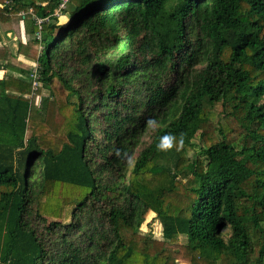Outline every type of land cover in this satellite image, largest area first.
I'll list each match as a JSON object with an SVG mask.
<instances>
[{"label": "trees", "instance_id": "1", "mask_svg": "<svg viewBox=\"0 0 264 264\" xmlns=\"http://www.w3.org/2000/svg\"><path fill=\"white\" fill-rule=\"evenodd\" d=\"M57 5L0 0L30 36L0 46L17 74L0 79V264H264V0H68L65 24ZM149 211L162 241L137 233Z\"/></svg>", "mask_w": 264, "mask_h": 264}, {"label": "rangeland", "instance_id": "2", "mask_svg": "<svg viewBox=\"0 0 264 264\" xmlns=\"http://www.w3.org/2000/svg\"><path fill=\"white\" fill-rule=\"evenodd\" d=\"M68 13H69V8L66 9L64 12H62L61 15H59L58 17V21L61 24H65L68 21ZM18 25V20L17 19H12L11 22L8 23V28L11 30V35H14V38H17V42H15V45H18L17 43L22 41L24 39V36L22 37L21 33H19V25ZM12 37V36H11ZM29 34L25 33V38L28 41L29 39ZM35 47L40 48L39 45H34ZM48 94V91L41 87L39 88V90L29 93V98L32 99V115H34L37 119H41L42 122L44 123V127H48L49 129H52V127L55 126L54 121L56 120L57 115L59 116V112L57 109V107L52 103L51 105H49V107H47L46 113L44 112L42 113H37L36 109L37 107H40V101L43 97H46ZM36 111V112H34ZM40 112V111H39ZM56 127V126H55ZM156 126L155 125H151L149 126V128L147 129V131L145 132V134L142 136L141 138V145L140 147L136 150L135 154H134V158L137 156L138 152L141 150V148H143L144 146H146L150 140L152 139V136L155 132ZM199 148H200V140L198 135H196L194 137V139L192 140V145L189 146L187 148V156L189 158V160H193L195 159V157L197 156L198 152H199ZM168 181V179H166L165 175H154L152 177V183L154 185V187L160 186L162 184H166ZM182 183L186 182V178H181ZM172 204H175L174 202ZM172 207H174L172 205ZM138 234L140 235H145V236H150L152 239L154 240H160L162 241V235H161V224L159 222V220L157 219V217L155 216V212L153 211H149L146 216L145 219L143 221V223L141 224V226L139 227V230L137 231ZM180 241L184 242L185 238L184 236H180ZM216 264H230V262H222L220 260H218L216 262Z\"/></svg>", "mask_w": 264, "mask_h": 264}, {"label": "crops", "instance_id": "3", "mask_svg": "<svg viewBox=\"0 0 264 264\" xmlns=\"http://www.w3.org/2000/svg\"><path fill=\"white\" fill-rule=\"evenodd\" d=\"M18 20L19 25V33H21L22 37L24 36V39L20 41L22 44H26L27 40L25 38V25L22 19L14 18ZM8 22H0V46L2 45H8L13 51L17 49V45H15V42H17V38H14V35H11V30L8 28ZM17 25V26H18ZM12 36V37H11ZM15 41V42H13ZM11 63L22 68H27L31 65V62L29 59L25 58V56L21 53L17 54L16 57L10 58ZM7 74H11L14 76H17L16 72L4 69L0 67V79L5 78ZM178 264H188L185 262H178Z\"/></svg>", "mask_w": 264, "mask_h": 264}, {"label": "built area", "instance_id": "4", "mask_svg": "<svg viewBox=\"0 0 264 264\" xmlns=\"http://www.w3.org/2000/svg\"><path fill=\"white\" fill-rule=\"evenodd\" d=\"M68 0H58V5L56 7V9L54 10V15L58 16L66 7ZM41 19H38V22H40ZM30 81L32 83V89L34 90L35 88H37L40 83L37 80V76L35 75V70L33 71V74H31L30 76Z\"/></svg>", "mask_w": 264, "mask_h": 264}, {"label": "clouds", "instance_id": "5", "mask_svg": "<svg viewBox=\"0 0 264 264\" xmlns=\"http://www.w3.org/2000/svg\"><path fill=\"white\" fill-rule=\"evenodd\" d=\"M174 141H175V137L173 135L166 134L165 136L161 138L160 143L157 144V148L161 150L169 149L173 147ZM182 142H183V135L181 134L179 143H182Z\"/></svg>", "mask_w": 264, "mask_h": 264}]
</instances>
